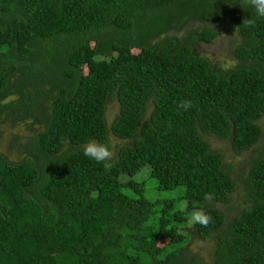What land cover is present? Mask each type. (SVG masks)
Listing matches in <instances>:
<instances>
[{"label":"trees","instance_id":"trees-1","mask_svg":"<svg viewBox=\"0 0 264 264\" xmlns=\"http://www.w3.org/2000/svg\"><path fill=\"white\" fill-rule=\"evenodd\" d=\"M191 22L234 27L239 63L195 51L216 29L168 35ZM0 118L43 121L23 158L0 154V264H264V147L227 217L215 204L237 183L205 138L243 154L262 136L264 17L248 0H0ZM109 131L126 143L105 170L83 145H110ZM145 165L157 190L183 188L184 209L155 210L131 179ZM194 207L208 227L190 226ZM193 235L212 241L209 260L187 253Z\"/></svg>","mask_w":264,"mask_h":264},{"label":"rangeland","instance_id":"rangeland-1","mask_svg":"<svg viewBox=\"0 0 264 264\" xmlns=\"http://www.w3.org/2000/svg\"><path fill=\"white\" fill-rule=\"evenodd\" d=\"M231 19V18H230ZM216 29L217 36L208 41H201L194 44V49L201 56L208 58L211 63L219 64L221 69L228 70L235 67L239 62L234 59L231 54V50L238 43L239 37L236 34L234 27L230 29L227 26L216 27L208 22H191L180 32L175 33L172 31L168 35L173 34L181 38L189 31L200 32L202 29ZM193 33V32H192ZM86 71V69H84ZM117 104L114 100L109 101L106 105L105 118L107 125H110L117 114ZM3 118V117H2ZM0 118V120L2 119ZM262 128V136L257 145L243 154H235L230 147L229 142L220 141L214 137H205L213 151H217L222 155V161L224 165L231 167V175L237 183V188L230 194V199L226 204H215L219 210L223 211L227 217L232 215L242 205L241 196L243 195V186L240 181L241 169L245 168L247 160L255 154V151L264 147V118L259 122ZM43 126V121H30L26 120L20 124H10V121H0V154L4 155L11 161H18L26 155L25 147L28 146L33 137L39 133ZM110 147L115 152V159L118 149L126 143L125 140L116 138L110 131L108 134ZM260 148V149H259ZM149 167L147 165L142 166L140 170L132 176L131 179L137 182H143L145 185V197L155 202V210L159 209L160 201L164 199H173L175 210H182L187 206L185 199L180 197L182 194V187L176 188L171 191L157 190V184L155 179L149 175ZM130 179L127 175H121L120 181ZM210 225V224H209ZM208 225V226H209ZM190 226H192L190 222ZM188 232V230H185ZM160 245L165 244V240L159 242ZM188 254H195L205 260H209L212 257V241H203L196 235H193L192 241L187 247Z\"/></svg>","mask_w":264,"mask_h":264},{"label":"clouds","instance_id":"clouds-1","mask_svg":"<svg viewBox=\"0 0 264 264\" xmlns=\"http://www.w3.org/2000/svg\"><path fill=\"white\" fill-rule=\"evenodd\" d=\"M248 3L255 9L257 17H264V0H248ZM243 24L254 27L255 21L253 19H244ZM194 105L191 100L182 101L178 107L184 111L189 110ZM83 155L102 164L105 170H110L112 161L115 159V152L108 143H102L96 139H90L83 145ZM213 198L211 193L205 194L206 200ZM213 217L204 210L203 207H194L190 222L192 225L199 224L203 227H208L213 222Z\"/></svg>","mask_w":264,"mask_h":264}]
</instances>
